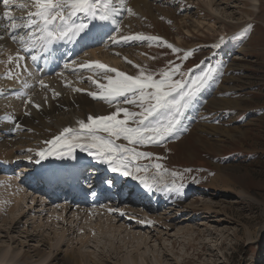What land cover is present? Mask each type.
I'll return each mask as SVG.
<instances>
[{"label":"rangeland","instance_id":"obj_1","mask_svg":"<svg viewBox=\"0 0 264 264\" xmlns=\"http://www.w3.org/2000/svg\"><path fill=\"white\" fill-rule=\"evenodd\" d=\"M224 1L229 2V7L236 14L234 19L213 12L208 0H145L149 19L132 8V14L126 13L128 8L124 5L122 23L125 26L120 28L117 38L121 31L125 36H157L180 49L179 53L148 41L113 43L108 38L98 46L106 47L109 56L117 57L120 63L117 70L128 75H137L141 68L159 73L169 66V61L181 64L183 72L201 65L202 61V67L211 64L219 68L216 80L201 92L194 103L199 105L198 111L192 113L190 109L188 112L184 121L186 131L159 146L138 147L139 151L153 154L151 160L143 159L137 162L139 164L160 163L163 165L160 171L167 169L168 173L193 170L185 174V186L181 191L185 197L175 203L180 206H172L166 201L160 204L159 209H138L132 205L133 210L129 212L121 211L119 208L123 206L116 204L115 210H111L113 214L107 212L102 215L107 217L112 227L103 222L104 219L100 229L94 225L84 226L83 221L78 226V221H74L70 227V216L77 211L71 208L66 214L61 210L63 202L52 210L50 205L45 206L40 200L42 195L39 196L36 187L27 180L29 167L19 164L26 175L14 172L10 177L19 182H8L15 186L17 193L28 186V192L21 195L28 201L19 200L16 207L20 210L13 211L14 207H8L11 196L5 199V205L0 209V257L13 256L11 264H47L51 261V264H63L68 253L74 251L76 256L78 251L96 260L105 255L108 264H136L137 260L138 264H178L186 255L191 257L199 250L202 255L199 259L191 258L189 264H264V0L258 3L252 0H222V3ZM216 44L220 47H214ZM188 50L192 55L187 60L178 59ZM102 103L83 107L84 115H108L117 106L114 104L115 107L111 108L109 104ZM119 106L138 110L132 105ZM190 134L195 135L194 145L188 141ZM47 135L52 136L50 133ZM117 143L127 142L120 140ZM76 152L84 158L88 156L78 149ZM155 172L156 169L149 167V176ZM162 179L171 182L172 177L164 175ZM31 194L34 200H30ZM172 208L178 218L166 222L164 213L171 212ZM182 208L189 210L177 214ZM119 213H123L122 219ZM142 213L153 217L154 222ZM196 213L207 217L203 220L202 217L190 221L185 219ZM10 216H15L17 225L6 224ZM145 219L148 222H144ZM164 220L165 224L173 227L169 228L172 230L169 233L165 231ZM132 221H138L142 227L126 231L124 225ZM131 227H135L134 224ZM97 229L104 234L95 233ZM185 229H192L194 233L185 232ZM140 230L151 232L146 235ZM131 232L139 235V246L131 247L125 239ZM176 232L186 244L177 245L172 253L167 252L173 242L169 236ZM83 236L87 237L83 239ZM59 237L63 240H58ZM103 237L105 239L100 240ZM56 242L57 249L53 247ZM136 252L140 256L143 254L144 258L138 257ZM17 253L22 255L17 258ZM132 257L136 258L133 263L126 261Z\"/></svg>","mask_w":264,"mask_h":264},{"label":"snow or ice","instance_id":"obj_2","mask_svg":"<svg viewBox=\"0 0 264 264\" xmlns=\"http://www.w3.org/2000/svg\"><path fill=\"white\" fill-rule=\"evenodd\" d=\"M2 3L4 11L0 20L8 22L11 29L10 38L14 43L19 44V51L25 53L33 50L47 52L59 42H71L85 33L91 21H110L116 24L115 17L124 10L123 0H2ZM13 7L26 12V15H13ZM127 11L132 14L131 8ZM17 30L23 31L18 34ZM116 31L119 29L117 28ZM110 39L113 43L157 42L158 45L167 46L173 53L181 52L180 49L157 36L134 34L121 35L117 38L113 35ZM214 47L219 48L220 44ZM17 55L19 59H24L19 52ZM191 55V50L184 51L178 59L187 60ZM11 59L10 56L9 60ZM37 59V55H31L33 62ZM168 64L169 66L161 69L159 73L141 68L137 75H128L98 62L80 64V68H87L97 75L102 74L104 81L89 76L88 80L98 91L88 94L110 106L117 105L116 109L108 115H88L87 120L77 121L78 127L63 128L58 135L43 142L45 147L35 151L37 157L35 163L50 157L75 158L78 149L107 165L112 172L139 179L146 189L155 188L157 191L179 194L185 186L183 183L185 174L193 170L184 169L182 172L168 173L167 169L160 171L163 168L160 163L139 164L137 162L140 160H151L153 154L139 151L138 147L159 146L186 131L187 126L184 121L188 112L201 92L216 80L219 68L211 64L202 67L201 65L204 64L202 61L201 65L183 72L181 64H174L172 61ZM67 66L65 64V67ZM39 83L45 86L43 80ZM25 87L29 86L25 84ZM73 91L82 90L74 88ZM54 95L58 96L60 93ZM25 103H32L31 97ZM121 104L132 105L138 110L121 107L119 106ZM32 106L37 109L40 107L39 104L34 103ZM120 140L127 143H117ZM149 167L156 169L151 176L148 175ZM164 175H170L171 182L163 181Z\"/></svg>","mask_w":264,"mask_h":264},{"label":"bare ground","instance_id":"obj_3","mask_svg":"<svg viewBox=\"0 0 264 264\" xmlns=\"http://www.w3.org/2000/svg\"><path fill=\"white\" fill-rule=\"evenodd\" d=\"M208 1H209L208 4H209L210 8L212 10H214L213 12L221 14L222 16H225L227 19H229V18L234 19V17H236V14H234L233 10L229 7V2L224 1L222 3V0L221 1L216 0L213 4V0H208ZM252 1L255 3H258L259 0H252ZM123 2L127 8L135 9L136 11L140 12L143 16L147 17L148 19L150 18L149 12L147 11V9H149V7L147 6V3L145 2V0H123ZM212 4H213V6H212ZM3 11H4L3 3H2V0H0V16H2ZM126 13H128V11ZM12 14L16 15V16H22V15H26V12L21 11V10H17L15 7H13L12 8ZM161 14H164V13L162 12ZM120 17L122 18V20L125 18V10H124V12H122L120 14ZM122 20L118 22L116 19V21H117L116 24H113L110 21L102 23V24L95 23V21L89 22V28L85 30V33L90 32V31H94L96 28H98L100 26L102 29V33H104V34L112 33V35H115L118 37V34H120V32L117 31L116 33H114L113 29L116 27L119 30H120V28H124L125 23L123 24ZM22 31L23 30H17L18 34L21 33ZM125 31H127V29ZM125 31L123 30L124 33H125ZM10 33H11V29H10L8 22L0 20V76H2L3 79H8V80H11V81H14L17 83V82H19L17 77L21 73V69L18 66L19 65L18 62L21 59H19L18 55H17V53L19 52L18 48L20 46L18 43H14L12 41V39L10 38ZM85 33H83V34H85ZM121 35H123L122 31H121ZM101 42L102 41L96 43L95 46L91 47V49L82 53L80 56H77L76 58H74L69 64H67L68 65L67 67H64V66L59 67L56 70H54V72L51 74V76L45 77L46 80H48V81H44V85L46 87L42 86V85H40V86L37 85V86H34L33 88L29 89L28 95H30L29 97H31L32 103L26 104L25 101L29 97L23 98L19 95H17L16 97H13L12 99H11V97H9L7 99L0 98V161L5 162L4 167L9 169V168H11L12 163L20 161V160H21L20 162L23 161L25 165H26V163H29L30 161L35 162V160L37 159V157L35 156V151L46 146L43 143L44 141L51 139L55 135H58L63 130V128H65V127H78V123H77L78 120H81V119L87 120V117L89 114L87 113V115H84L85 110L83 109V107L96 106L97 104H103L102 102H104V101H102L100 99H94L92 96H90L88 94L89 92H92V91H98L96 86L94 84H92V82L90 80H88V77L92 76L93 79H98L101 82H104L102 80V74L97 75L96 72H94V71H90L87 68H80L79 67L80 64H93V63L98 62V63H103V64H105L111 68H115V69L118 68L120 63H119V60L117 59V57L114 58L113 56H109V53L106 51L107 50L106 47L103 46L104 49L98 47ZM100 49H102V50H100ZM10 56L12 57L11 60H9ZM9 72H12V74L9 75ZM28 76H33V74L29 73ZM36 76H38V75H36ZM8 85H11V84L9 83ZM33 85H34V83H33ZM5 86H6L5 82L0 81V94L5 93V91H4ZM74 88L81 89L82 91H73ZM55 93H60V95H58V96L54 95ZM33 103L39 104L40 105L39 109H37L36 107H33L32 106ZM114 107L115 106L112 105L111 108H114ZM114 109H116V108H114ZM198 109H199V105L194 104L193 107L191 108V112L194 113V112L198 111ZM1 111L5 112V114L1 113ZM113 111L114 110H112L111 112H113ZM8 117H10V119ZM17 125H19V127H17ZM48 133L52 134V136L47 135ZM194 136L195 135H193V134H190V136H188V141H192V145H194L196 143V139ZM32 141H35V142L32 143ZM197 141L200 142L199 138H197ZM200 147H202V145ZM29 149H31L32 151H29ZM24 154H26V155L24 156ZM77 154H79V156L81 157L80 153H77ZM22 156H24V157L22 158ZM50 158H52V157H50ZM92 159H89V160H92ZM72 160L76 161V159H74V158ZM95 161L97 162L96 164H92L93 166L90 165L87 168H89L88 170H90L89 176H92L93 179L96 180L95 185H97V184H99L100 178H99V180L94 178L95 176L98 175V169L95 167H99V165H103V163L100 164L99 161H97V160H95ZM7 163H9V164H7ZM32 164H34V163H32ZM21 172H24V171H21ZM33 175H35V172ZM125 179L126 180L127 179L135 180L136 186H139L142 189L144 188L143 184L140 182L139 179H133L132 176H125ZM9 180L19 182L14 177H10V174L0 176V209H2L3 206L5 205V199H7V197L11 196V200H10L8 207L9 208L14 207L12 209L13 211L20 210V208L18 206L16 207V205L19 202H24L27 200V199L24 200V198L21 197V195H25V192H28L29 188L27 186L26 190H22V191H19L17 193L15 190V186L9 184V182H8ZM27 180H31V178L29 177ZM215 181H216V179H215ZM216 183H213V184L216 185ZM24 188H26V187H24ZM150 191H152V193H154L156 196V198L150 199V201H152V203L154 204V207H152V209H154V208L159 209L160 204H163L166 201L168 202V204H171L172 206H178L179 207L180 205L175 204V203H177L176 201L185 197L184 193H181V192L179 194H177L175 192L157 191L155 188H153ZM115 192H116V190H115ZM32 196L33 195L31 194L30 200H34L32 198ZM42 197H43V195H42ZM44 198L47 199L49 202L54 203L53 205H51L49 202L47 203L45 200L40 198V200L45 203V206H47V207H49L48 205L51 206L50 207L51 210H52V208H54L55 206H57L61 202H63L64 204H63L61 210L66 212V211H70L71 208H74V210L77 211V213H75V214L72 212L73 214L70 216V219L72 220L71 223L69 224L70 227L74 225V221H78L76 226H78L80 224V222L83 221L84 226L94 225L95 227L100 229L102 219H104L103 222L106 221L108 223L107 217L102 216L103 213L108 212L110 214H113L114 212H112L110 210H115L116 204H121L123 206V208H119L121 211L126 210L129 212L133 210L130 206L135 205V199H133L132 201L131 200L119 201L117 203L116 202L113 203L111 201L106 203L104 201L105 203L102 202L99 206H97L94 209L93 208L83 209V208H80V207L84 206L83 203L79 204L77 202H72V201H70V202L69 201H62L63 199L58 200V199H52V198H46V197H44ZM163 200H165V201H163ZM126 203H130V204H126ZM156 206L158 208H156ZM27 207L30 208L29 206H27ZM87 207H88V205H87ZM127 207H130V208H127ZM150 207L151 206H147V208H150ZM144 209H146V207ZM170 210H171V212L164 213L165 217L167 218L166 222L167 221L170 222L171 221L170 219L175 220L178 218V216L173 214L174 209L172 208ZM183 210L188 211L189 209L182 208V211H179L177 214L183 213ZM193 211L195 212V210H193ZM11 216H13V215H11ZM142 216H144V217L147 216L152 221V223L154 222V220L152 219L153 217L148 216L146 213H142ZM14 217H11L10 221H8L9 223H6V224L8 225V224L12 223L11 225H13V226L17 225L18 223L15 221L16 218H14ZM195 217H198L199 219L202 217L201 219L203 220L205 217H207V215L196 213L190 217H185V219L190 221L191 219H193ZM64 219L65 218H63V221H65ZM143 221L148 222L147 219H145ZM162 223L166 226L165 231H167L168 233L172 231V230H169V228H173V227L169 226L168 224H165V220ZM132 224H134L135 227H131ZM108 226L112 227L111 222L108 223ZM119 227H121L123 229L125 227V229L127 231V230H131V229L136 230L134 228H140L142 226H141V224L138 223V221H132L131 223L128 222V224L124 225V227H122V226H119ZM121 228H119V233L121 231L120 230ZM177 228H179V227H177ZM89 229L91 230V228H89ZM92 229H94V228H92ZM98 229L95 230V233L101 231V230L99 231ZM106 229L107 228L105 227V230ZM174 229H176V228H174ZM185 230H186L185 232H187V231L193 232L192 229L191 230L185 229ZM87 232L90 233L89 231H87ZM150 232H147V231L144 232L143 231L142 233H145L147 235V233H150ZM101 234H104V232ZM185 234H187V233H185ZM192 235H194V234H192ZM91 236H94V235H91ZM100 236L98 235V237H100ZM85 237H87V236H85ZM85 237L83 236V239ZM104 237L100 240H104L105 239ZM63 238H65V237H63ZM169 238L173 242H171L170 250H166L167 248L165 249L167 252L170 251L172 253L174 250L177 249V247H176L177 245L180 246V245L186 244L180 239L181 237L177 235V232H176V234L169 236ZM188 238H189V236H188ZM61 239H62V237L58 238V240H61ZM97 239L99 240V238H97ZM125 239L127 241H129V244L131 245V247L135 244H137V246H139L141 244L139 235L137 236L135 233H132V232H131V235L126 236ZM44 243H47V242H44ZM52 245L53 244H51V246ZM56 245H57V242L55 243V245H53V247H56ZM82 245H83V243H82ZM95 245H96V243H95ZM103 245L101 246L102 248H104ZM105 246H107V245H105ZM120 246H122V245H120ZM120 246H118V248ZM57 247H58V245H57ZM57 247H56V249H57ZM117 250H119V249H117ZM108 251H109V249H108ZM181 251L183 252V250H181ZM65 252L68 253V251H65ZM120 252H122V251H120ZM139 254H141V253L139 252ZM139 254H138V257L140 256ZM144 254H145V252H144ZM196 254H193V256H191V257H188V255H186V257H184L183 259L181 258L182 261L178 264H184L183 261L189 264L191 262V258L197 257L196 259H199V257L202 255V254H200L199 250H197ZM21 255H19V253H17L15 256H17V258H18ZM66 256H68V259L65 258V261L63 264H81L82 261H84L83 264H108V262L105 260V259H107V258H105V257H107L105 255L102 256L101 260H96L90 256H85V255L79 253L78 251L76 252V256L74 255V251H72V253H68ZM141 256H142V258H144L143 254ZM12 257L13 256L7 257V255L2 256V257H0V260H1L0 262H2V264H7V263L11 264L14 261V260L10 259ZM134 259H136V258H134ZM134 259L132 257V259L128 258L126 261L132 262ZM51 263H52V261L47 263V264H51ZM133 264H135V263H133ZM136 264H138V260H137ZM158 264H160V263H158Z\"/></svg>","mask_w":264,"mask_h":264}]
</instances>
